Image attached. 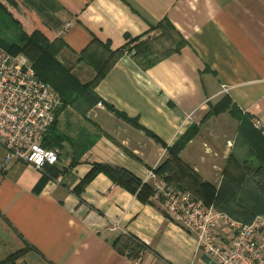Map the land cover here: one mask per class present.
<instances>
[{
	"label": "crops",
	"instance_id": "obj_1",
	"mask_svg": "<svg viewBox=\"0 0 264 264\" xmlns=\"http://www.w3.org/2000/svg\"><path fill=\"white\" fill-rule=\"evenodd\" d=\"M20 1L38 20L33 28L63 43L57 60L82 85L97 75L80 59L94 40L116 51L127 37L156 39L157 50L168 55L147 71L124 55L94 93L85 90L74 104H61L43 142L61 151L59 164L42 171L18 161L5 165L0 146V264H211L196 237L152 198L154 205L141 202L105 174L96 175L80 194L77 190L96 164L124 168L152 186L148 172L165 164L159 174L169 175V186L205 202L193 191V180L185 182V172L195 171L218 191L216 173L223 171L227 178L220 194L230 196L224 205L237 213H264V191L258 189L264 159L239 136L238 120L223 113L202 123L211 107L228 97L238 114L262 123L264 136V0ZM21 31V38L30 34ZM178 42H184L180 49ZM115 111L167 147L193 125L199 133L174 163L165 146ZM234 125L254 169L227 147ZM253 171L259 173L251 178ZM248 183L254 193H240ZM234 198L244 205L238 207ZM219 202L216 193L207 205L225 207ZM120 237L141 246L138 258L114 248Z\"/></svg>",
	"mask_w": 264,
	"mask_h": 264
},
{
	"label": "built area",
	"instance_id": "obj_2",
	"mask_svg": "<svg viewBox=\"0 0 264 264\" xmlns=\"http://www.w3.org/2000/svg\"><path fill=\"white\" fill-rule=\"evenodd\" d=\"M61 104L59 93L38 78L26 55H13L0 46V146L6 151L5 165L18 161L42 171L59 164L61 151L43 142ZM253 125L263 131L260 121ZM148 179L153 180V202L196 237L212 263L264 264V213L245 223L208 206L191 191L169 186L155 171L148 172Z\"/></svg>",
	"mask_w": 264,
	"mask_h": 264
},
{
	"label": "trees",
	"instance_id": "obj_3",
	"mask_svg": "<svg viewBox=\"0 0 264 264\" xmlns=\"http://www.w3.org/2000/svg\"><path fill=\"white\" fill-rule=\"evenodd\" d=\"M0 15L7 16V18H9L10 21L16 26V28H19L20 30L26 29L30 32L28 36L19 38L16 43L10 39L7 40L4 36L0 35V46L13 55L24 54L28 56L31 59L38 78L46 83L51 84L60 93L62 104L64 106L74 104L81 96H83L82 93L85 90L94 93L97 85L107 76V74L115 65L116 61L122 56L126 55V52L130 54L129 56L133 59V61L144 71L153 68L168 55V51L161 53L157 50L158 40L156 39H144V37H127V43L123 49L116 51H112L108 45H105L98 40H94L81 53L80 59L91 65L96 70L97 75L92 82L82 85L57 60V54L59 49L63 47V43L57 39L51 40L38 27L33 28V24L36 26L38 20L20 0H0ZM161 27H163L162 23L157 26L158 29H161ZM167 27L171 29L170 25H167ZM183 45L184 42L175 43V46L178 49H180ZM111 110L113 109L111 108ZM223 113H228L233 118L238 120L239 136L250 144L251 150H254L256 154L263 157L264 159L263 132L256 129L248 117H243L241 113L238 114L228 97H224L219 103L212 106L202 123H205L206 120H209L215 116H219ZM115 114L134 127L143 130L157 143L165 146L174 163H180V153L199 133V127L193 125L173 146L167 147L158 136L148 129L142 127L136 120H133L128 116L116 111ZM45 147L48 148L49 145H45ZM163 167H165V164L162 165V167H160L156 172L159 174L163 170ZM170 172L175 175L172 170H170ZM260 172L264 175V169ZM256 173L259 172L256 171ZM98 174H105L117 185L132 193L133 195H136V197L141 202L154 205L151 201V198L154 195V187L152 185L144 183L133 173L124 168L113 167L106 164L94 165L92 172L82 182L77 192L80 194L84 187ZM159 175L161 176V179L168 183L169 175ZM170 177H172L171 174ZM183 179L186 183L188 182V179L193 180V191L199 197H204L205 203L208 205H211V201L215 197L216 193L218 194V198L221 197L220 192L223 189V182L220 186V189L217 191L216 188L210 183L203 182L195 171L185 172ZM258 189L260 191H264V177L261 179L260 183H258ZM238 193L239 192L235 190L233 196H238ZM224 203L225 201H223V203L219 202V206H225ZM222 209L223 208L218 207V210ZM240 213L244 215V219L240 220L245 223H250L255 218V216L258 215L254 212L249 213L247 210H243ZM231 216L233 215L231 214ZM114 248L119 253L128 254V256L133 259L138 258L141 252L140 245H137V243L131 238L125 237H120L114 243Z\"/></svg>",
	"mask_w": 264,
	"mask_h": 264
},
{
	"label": "rangeland",
	"instance_id": "obj_4",
	"mask_svg": "<svg viewBox=\"0 0 264 264\" xmlns=\"http://www.w3.org/2000/svg\"><path fill=\"white\" fill-rule=\"evenodd\" d=\"M0 35L4 36L7 40L10 39L11 41L16 43L17 40H19V38H21L23 35H25V32L21 31L19 28H16V26L10 21L9 18H7V16H1L0 15ZM18 35H19V37H18ZM16 37H18V38L16 39ZM228 131L230 133V136H228L230 141H228L227 147L229 146L228 148L234 154L235 159L241 163L244 162L245 160H247L248 162L244 166H246L247 168L254 169L253 158H251L250 156L245 157V152H247V149L241 145L240 141H238V142L236 141V126L234 125L233 127H229ZM230 142H231V144H230ZM223 174H224L223 171L216 173L218 187H220V185H222V182L224 183L225 179L227 178V175H224V178H223ZM234 174H238V173H234ZM256 174H257L256 171H253L252 173H249V176H251V178H252V176L254 177ZM229 176H228V178H229ZM257 181H258V179H257ZM251 185H252V183H248L246 185L247 187H245V189H242L240 191V193H244V190H245L246 194H248V191L251 194L254 193L255 190L248 189V187ZM228 197L230 198V196L226 192H224L221 194L220 199H222L223 201H226V199ZM234 199H235L236 205L238 207L244 205V203L242 202L243 201L242 198H234ZM223 210L230 212L233 216H235L234 218H236V219H239V220L244 219V215H242L241 213L234 212L231 209H228V207H226V206L223 207ZM248 212L252 213L253 211H248ZM211 264H214V263H211Z\"/></svg>",
	"mask_w": 264,
	"mask_h": 264
}]
</instances>
